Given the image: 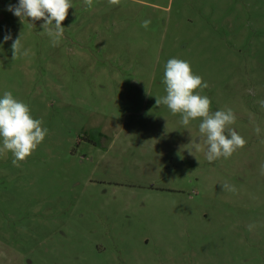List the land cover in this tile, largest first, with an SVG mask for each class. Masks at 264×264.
<instances>
[{"label": "rangeland", "instance_id": "1", "mask_svg": "<svg viewBox=\"0 0 264 264\" xmlns=\"http://www.w3.org/2000/svg\"><path fill=\"white\" fill-rule=\"evenodd\" d=\"M70 2L53 46L0 0V98L49 130L19 166L0 155V264H264V0ZM171 58L233 110L231 157L209 162L202 118L156 105Z\"/></svg>", "mask_w": 264, "mask_h": 264}, {"label": "clouds", "instance_id": "2", "mask_svg": "<svg viewBox=\"0 0 264 264\" xmlns=\"http://www.w3.org/2000/svg\"><path fill=\"white\" fill-rule=\"evenodd\" d=\"M108 3L119 5L120 0H108ZM84 4L91 9L93 0H84ZM70 8H73L70 0H18V4H10L7 10L20 18L21 22L27 20L33 26L35 21L43 20L41 27L52 38V45L56 46L63 36L62 23L66 20ZM150 24L151 20L146 19L142 21L141 26L147 29ZM3 39L4 42L11 40V33L6 34ZM11 48L13 61L18 56H27L30 51L22 44V33L12 42ZM163 83L166 95L156 97V105L167 106L173 115L181 114L180 123L184 126H188L190 120L202 118L199 132L203 135L200 139H204L208 146L206 158L209 162L221 157L227 159L237 149L245 146L246 140L229 127L236 120L233 110L229 108L210 111V98L200 94L208 84L203 82L201 76L193 73L189 62L177 58L169 59L165 65ZM260 104L264 107V100L260 101ZM42 124V120L33 118L26 103L14 98L11 92L5 91L0 98V155L10 151L14 157L12 164L19 166V162L32 155L48 134V128L42 127ZM254 131L259 134V126H256ZM222 188L233 192L236 190L234 186L227 184L222 185ZM254 227V224L248 226L249 230Z\"/></svg>", "mask_w": 264, "mask_h": 264}]
</instances>
